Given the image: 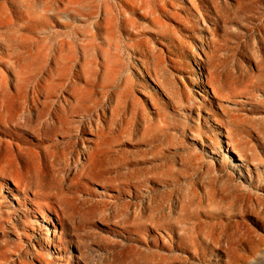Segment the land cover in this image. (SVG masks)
Masks as SVG:
<instances>
[{
	"label": "rangeland",
	"instance_id": "rangeland-1",
	"mask_svg": "<svg viewBox=\"0 0 264 264\" xmlns=\"http://www.w3.org/2000/svg\"><path fill=\"white\" fill-rule=\"evenodd\" d=\"M127 1L0 0V264H264V0Z\"/></svg>",
	"mask_w": 264,
	"mask_h": 264
},
{
	"label": "bare ground",
	"instance_id": "bare-ground-1",
	"mask_svg": "<svg viewBox=\"0 0 264 264\" xmlns=\"http://www.w3.org/2000/svg\"><path fill=\"white\" fill-rule=\"evenodd\" d=\"M119 1L122 2V4L118 6V11H119V13L122 14L124 19H126V20H132V17H130L131 13L128 11V9L125 8V6H127L130 9H132V11H134V12H135V10L138 9V7L142 6V4H140V3L128 2L127 0H119ZM176 1H179V0H157V2H158L156 4L157 9L155 8L154 5H152L150 2L147 1V4H148V6H149V8L151 10H149V11L143 10V14H141V18L148 19L149 21H152V22H159L161 20L162 15L165 14V16L168 19H170V10L168 9V7L171 6L172 3L174 4ZM188 2H190L191 5L186 7V11L188 13H190L191 11H196L197 10V6L199 5V0H198V2H197V0H188ZM140 8H142V7H140ZM135 14L139 15V13H135ZM184 25H188V23L184 24ZM201 30H203V29H200V28L197 29V31H201ZM186 31L187 32H191V31H193V29L187 28ZM157 35H158V37L163 36L162 34H157ZM191 36H197V35H193L192 34ZM149 43H152V42L149 41ZM152 49H153L154 54L155 53L160 54L159 50H157L155 52V49L154 48H152ZM140 53H142V51H140ZM147 65H148L147 62L144 61V67H147ZM147 72L149 73V75H151L150 71H147ZM161 86H162V84H161ZM215 92L218 93L216 89H215ZM229 135H231V134H229ZM88 141H90V140H88ZM4 143L8 147L14 148V144H13L12 141L6 140ZM227 143L233 149H235V147L233 146V143H231L230 141H227ZM41 146H38V147L41 150H43L45 155L51 153L49 146H45V147L44 146L41 147ZM37 155L40 158V155L38 153H37ZM239 159H243V156L239 155ZM1 176H3V178L7 179L8 172H6V171L3 172L2 175H0V177ZM0 180H1V178H0ZM2 186L4 187V189H6L5 192H3V194L5 196L6 195H10L11 193H13V189L8 183L3 182ZM260 188L263 189L264 185L261 184ZM48 194H51V193H48ZM249 196H250L249 199L251 200L250 201L251 202V207L249 208V212L255 214L256 216H258L260 219H262L264 221V197H262L260 195H257V194L256 195L249 194ZM47 197L48 198H57L59 201H61V202L63 201V203H61V204H62V206L64 207L65 210H68V208L73 207L72 206V198L69 195H67L66 193L62 192V191L58 192V193H54V196L48 195ZM13 199L16 200L18 198L16 196H13ZM254 200H255V202H254ZM29 214H31V212H29ZM205 216L208 217V218L215 219L217 215L205 214ZM240 216L241 215L239 213H236V214H233V215H228L227 214L226 216H223V217L221 216L219 218L222 221H215L214 223H219L220 225H225V222H228L229 225H231V224H233V225L240 224V222L238 220H232L233 217H240ZM57 217H58V221L59 222H63V219L59 216L58 212H57ZM180 217H182V215H179V219L180 220L179 219H175L173 222H170V224L177 225L178 227H181L184 230L189 228L191 233H195L194 235H196V232H195L196 226L199 223H204V221H202L201 218H198L197 220L188 219L187 221H182V219ZM243 217L244 216H241V219ZM184 223L186 224V226H189V227L183 226L182 224H184ZM242 224L246 225V223L244 221H242ZM167 225H168V223H165L162 226H164L166 228ZM154 226L156 227V226H160V225L159 224H154ZM48 234H50V232ZM203 235H204V241L206 242L207 247H209L211 249V251H215L216 250L215 245L214 244L212 245V243H215L216 245H220L229 254V260L227 261V264H232L233 263L231 255H230L231 247H232V245L230 243H228L227 246H224V245H222L220 243L218 244L216 242L215 238L213 237V236H215V232L211 231V230L204 232ZM176 248L179 249V250L185 251V252H190L189 248H186V247H183V246H180V245H177ZM197 253H198V251H197ZM190 254H191V256L189 257L190 259H195L196 260L197 257H198L201 260V262L207 261L206 256H203V254H202V256H201V254H196L197 256L194 253H190ZM198 255H200V257ZM46 260H47V262L42 263V264H51V259L50 258L46 257ZM17 262H18L17 260H7L8 264H16ZM179 262L180 263H182V262L183 263H190L188 257H182L181 261H179ZM5 263H6V261H5ZM20 264H26V263L23 260H21Z\"/></svg>",
	"mask_w": 264,
	"mask_h": 264
}]
</instances>
